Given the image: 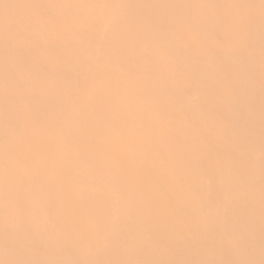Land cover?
Returning a JSON list of instances; mask_svg holds the SVG:
<instances>
[{"label": "bare ground", "instance_id": "1", "mask_svg": "<svg viewBox=\"0 0 264 264\" xmlns=\"http://www.w3.org/2000/svg\"><path fill=\"white\" fill-rule=\"evenodd\" d=\"M0 264H264V0H0Z\"/></svg>", "mask_w": 264, "mask_h": 264}]
</instances>
